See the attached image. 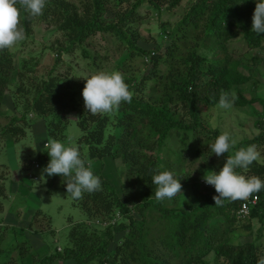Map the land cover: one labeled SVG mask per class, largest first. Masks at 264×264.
I'll return each instance as SVG.
<instances>
[{
  "label": "trees",
  "instance_id": "16d2710c",
  "mask_svg": "<svg viewBox=\"0 0 264 264\" xmlns=\"http://www.w3.org/2000/svg\"><path fill=\"white\" fill-rule=\"evenodd\" d=\"M262 2L0 0V108L13 84V110L18 114L4 117L7 122L0 127V139L15 144L32 137L27 115L40 119L46 152L41 150L33 161L22 160L20 168L29 171L33 163L37 165L34 169L42 168L47 190L55 182L59 184L63 192L72 194L73 204L84 215L83 221L68 219L70 226L61 247L51 245L43 256L32 251L27 264H264L262 227L251 241L234 243L238 229L250 231L253 220H264V98L243 94L252 78L239 66L255 63L257 58L247 61L236 57L232 48L235 41L249 49L264 42V27H250V17ZM178 9L182 12L177 20H162ZM149 17L159 23L158 33L145 39L139 30ZM36 22L55 27L64 44L58 50L65 53L79 50L87 59V49H104L106 54L92 59L93 66L126 53L124 60L141 59L142 69L133 75L123 63L115 69L109 88L88 91L107 102L101 104L105 108L94 112L90 102L83 104L72 93L71 79L62 82L51 74L47 78L31 75L29 67L38 63L35 58L20 59V65L14 66L8 44L14 41L24 45ZM148 39L153 42L151 49L140 45ZM56 54L59 63L60 51ZM255 85L252 80L251 87ZM253 103L261 109L254 120L258 134L233 148L237 166L228 172L230 162L224 164L220 158L213 161L209 169L220 170L219 175L212 174L215 189L200 190L197 182L191 187L190 203L166 207L164 193L171 189L167 178L179 175L188 160L195 162L227 144L219 129L208 126L205 116L209 118L213 110L224 105ZM67 113H76L80 135L62 151L57 143L65 138ZM242 147L254 149L247 160ZM162 151L164 162L159 159ZM107 158L119 160L126 168L120 194L103 174ZM226 159L231 161V156ZM33 176L39 181V175ZM7 178L0 175V227ZM250 184L258 202L246 218L239 219L236 212L241 201L235 188ZM41 218L50 226L49 217L38 209L27 229L39 234L34 225ZM103 222L105 227L99 225ZM160 223L165 225L161 234L149 238L152 226ZM49 233L53 234L51 230ZM5 238L6 230L0 228V242ZM27 248L21 244L13 250L16 262L24 264L29 256ZM10 249H0V262L2 251L10 253Z\"/></svg>",
  "mask_w": 264,
  "mask_h": 264
},
{
  "label": "rangeland",
  "instance_id": "374dc122",
  "mask_svg": "<svg viewBox=\"0 0 264 264\" xmlns=\"http://www.w3.org/2000/svg\"><path fill=\"white\" fill-rule=\"evenodd\" d=\"M184 7L185 5H183V8ZM144 9L145 8H143L142 11H144ZM176 12L172 16L165 14L162 20H177L179 18L178 15L182 11L178 9ZM158 26L159 23H157L155 18L149 17V19L147 18L142 21L139 34L142 38L147 39L149 36L158 33ZM250 27L252 29L264 27V2L258 6L256 13L250 17ZM32 29V36L24 45L20 46L18 42L14 41L8 44V49L13 57L14 66L17 67L16 65H20V59H26L30 56L35 58L38 60V63L34 67H29L30 72H32L31 75L37 78L42 76L47 78L48 75L51 74L52 76H58L62 82L71 79L72 82L74 81L72 93H74L83 104L90 102V108L94 112H99L101 110V104L103 102L107 104V102H105L102 97H96L95 94H90L88 91L93 89L95 92V90L102 89V87L105 88V86L109 88V83L114 80L116 74L115 69H119L123 63V67L133 75L138 74L142 69V60H124V57L127 56L126 53L114 56L115 58L113 61H97L96 65L93 66L92 59L95 56L98 57L106 54L104 49L100 50L97 47H95L96 51L94 47L91 50L90 48L87 49L90 53V58L85 59L81 56L79 50H74L69 53H65L61 50L64 46L62 35L56 31L55 27H46L36 22ZM98 37H96L95 40L99 41ZM18 39L22 40L21 38ZM140 45L144 48L151 49L153 47V42L151 39H148L140 41ZM101 46H103V44ZM58 47H61L60 50H58ZM232 48L236 53V57L245 58L247 61L251 60L250 58H257L255 63L251 61L250 63H246V65L241 64L239 66V69L244 75L251 77L253 81L257 82V85L251 87V80L246 85L243 94L247 98H264V42L258 48L249 49L243 43L235 41L232 43ZM59 51L60 62L56 63V53ZM121 56L123 57L121 58ZM10 79L12 82L14 81L13 73ZM14 87L15 86L12 84L10 89L5 92L0 108V127L7 122L4 117L18 116L13 110V101L10 92V90L15 91ZM260 111L261 109L258 103L242 107L224 105L213 110L209 118L205 116L204 119L208 126L211 129H219L227 139V144L218 148L215 153L207 155V157L202 156L195 162L191 163L188 160L182 167V171L179 175L171 174L172 176L167 178V187L171 189L164 193V205L166 207H170L171 205L185 206L190 203L192 200V186H197V182L199 183L202 177L207 178V180L211 182L213 179V172L219 175L220 170L215 169L211 171V169H209L213 168V161H218L220 158L224 160V164H229L230 162L231 165L226 168L228 172L232 171L237 166V159L233 157V148L258 134V131L254 127V120L256 119L255 114H258ZM31 115L32 114H28L27 118L32 120H30V123H32V137L21 139L15 144H13L11 140L4 141L0 139V175L2 174L3 177H8L5 183L6 198L2 199L3 210L1 212L2 224L0 227L6 230V238L3 243L0 242V249L6 250V248H11L10 253L2 251V256L4 255V258L1 260L0 264H20L14 259L17 258L14 254L15 252H12L21 244H25L28 247L27 253H29L28 258L24 260V264L29 262L31 257L30 253L32 251L39 256H43L45 253H48L47 249L50 248L51 245L61 247L69 230L70 223L68 219H71L73 223L84 220V215L81 210L73 204L71 193L63 192L56 182L50 191L47 190L44 185L47 178L43 175L42 168L34 169V163L29 171L20 168L22 160L27 159L33 161L41 150L46 152L45 146L47 145H44L46 140L41 121L35 116L31 117ZM66 118L68 123L64 129L65 138L63 141L57 143L62 151H66L70 145H73L75 139L80 135V130L75 122L76 113H67ZM212 145L216 146L217 142H213ZM168 146L172 148L170 143ZM241 150L247 160L248 157L252 155L254 149L242 147ZM228 156H231V161H227L226 157ZM164 157L165 154L162 151L159 157L161 162L162 160L164 162ZM104 161L105 167L103 168V174L107 180L116 186L117 192L120 194L119 184L124 180L123 178H125L127 174L126 168L119 160L107 158ZM61 162L62 160L58 161V163ZM2 164H6L7 167H2ZM34 174L39 175V181L28 178ZM26 178L31 183H29ZM198 188L203 190L201 186H198ZM38 209L49 217L50 226H48L46 218L38 219L34 228L39 229L40 232L36 234L33 230H28L27 226L34 220V214ZM114 220L115 219H112L111 222ZM95 224H97V222H95ZM99 225L101 227L106 226L103 224ZM164 226L163 223L153 225L151 231L148 233L149 238L161 234ZM260 227L263 228L262 236L264 239V220L262 223L253 220L251 222L250 231L241 229L236 231L234 243L242 244L251 241L257 235V230ZM50 230L53 234L49 233ZM5 253H8L9 256H6ZM54 264L74 263L72 261H64Z\"/></svg>",
  "mask_w": 264,
  "mask_h": 264
},
{
  "label": "built area",
  "instance_id": "2783aa9c",
  "mask_svg": "<svg viewBox=\"0 0 264 264\" xmlns=\"http://www.w3.org/2000/svg\"><path fill=\"white\" fill-rule=\"evenodd\" d=\"M105 107V105L102 106V108ZM199 183L201 187L215 189V186L212 183L207 182L204 179H201ZM235 193L239 196L241 201L240 208L236 212V216L239 219H244L250 214L252 208L257 205L258 196L254 193L253 184L237 187L235 189ZM103 225H107V223H103Z\"/></svg>",
  "mask_w": 264,
  "mask_h": 264
},
{
  "label": "clouds",
  "instance_id": "9594fccd",
  "mask_svg": "<svg viewBox=\"0 0 264 264\" xmlns=\"http://www.w3.org/2000/svg\"><path fill=\"white\" fill-rule=\"evenodd\" d=\"M106 106V105H105ZM101 107H102V105H101ZM103 109V108H102ZM44 145H47L46 143L44 144ZM37 167V165L35 164L34 165V168H36ZM28 178H30V179H33L34 181H37L38 180V178L37 177H35V176H33V175H31L30 177H28ZM211 183V182H210ZM213 184V183H212ZM237 187H241V185L240 186H237ZM236 187V188H237ZM215 188H216V186H215ZM235 188V189H236ZM254 190V189H253ZM117 217H118V215H117ZM104 223V222H103Z\"/></svg>",
  "mask_w": 264,
  "mask_h": 264
},
{
  "label": "crops",
  "instance_id": "0c3cea01",
  "mask_svg": "<svg viewBox=\"0 0 264 264\" xmlns=\"http://www.w3.org/2000/svg\"><path fill=\"white\" fill-rule=\"evenodd\" d=\"M21 180H22V178H21ZM26 180L28 181V179L26 178ZM29 182V181H28Z\"/></svg>",
  "mask_w": 264,
  "mask_h": 264
}]
</instances>
